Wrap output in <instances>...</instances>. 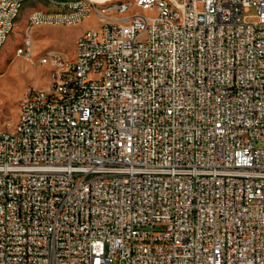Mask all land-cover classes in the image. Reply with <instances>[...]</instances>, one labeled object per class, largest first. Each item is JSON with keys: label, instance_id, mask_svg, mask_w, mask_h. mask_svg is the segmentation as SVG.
Segmentation results:
<instances>
[{"label": "built area", "instance_id": "2783aa9c", "mask_svg": "<svg viewBox=\"0 0 264 264\" xmlns=\"http://www.w3.org/2000/svg\"><path fill=\"white\" fill-rule=\"evenodd\" d=\"M20 1L0 0V43ZM57 1L73 17L26 37L131 7ZM174 2L176 23L162 2L81 34L74 71L0 130V264H264V0ZM98 51L110 71L88 73Z\"/></svg>", "mask_w": 264, "mask_h": 264}, {"label": "rangeland", "instance_id": "374dc122", "mask_svg": "<svg viewBox=\"0 0 264 264\" xmlns=\"http://www.w3.org/2000/svg\"><path fill=\"white\" fill-rule=\"evenodd\" d=\"M117 1V0H115ZM46 6L43 0H28L17 18V23L5 45L0 48V130H10L15 125L20 101L30 88L47 89L50 84L51 66L40 63V58L49 51L60 52L64 57L74 56V43L77 35L102 23L95 14L77 24H55L32 27L29 38L25 25L28 15ZM256 9L247 13L248 20L254 21ZM90 28V29H89ZM85 31V32H86ZM83 32V33H85ZM82 33V34H83ZM80 36V35H79ZM30 43L33 61L30 62L18 50ZM32 86V87H31ZM115 264H119L115 262Z\"/></svg>", "mask_w": 264, "mask_h": 264}, {"label": "bare ground", "instance_id": "6f19581e", "mask_svg": "<svg viewBox=\"0 0 264 264\" xmlns=\"http://www.w3.org/2000/svg\"><path fill=\"white\" fill-rule=\"evenodd\" d=\"M28 0L20 1L18 5V10L16 12V21L18 16L20 15L24 4ZM47 4L56 8L55 11H44V10H34L28 16L25 29L27 26L32 25L34 21V16L36 18H50V17H64V18H72L73 17V8L64 4L63 1L57 0H44ZM103 1V0H98ZM162 2L166 6H170L171 12H163V19L166 23H176V19H185V8L179 7V3L174 2V0H154L147 4V0H105L103 2V9H114V8H129V9H122L121 11H114L109 12L108 14H100V19L102 23L99 27L95 29L87 30L84 35H91V33L100 32L102 31V24L105 23L106 25H128L130 19H137L138 16L141 17H153L155 16L158 11L162 10ZM86 13L88 15H84L83 17L75 19L74 22H66V21H55L50 23L49 20H39L35 21V26L39 25H55V24H77L81 22L83 19L88 17L90 14L96 15V5L95 3H88L86 4ZM16 23H12V29L9 31H4L2 33V40L0 43V48H2L5 43L7 42L10 34L12 33ZM32 27H29V31ZM26 35H28V29H26ZM81 38V36L79 37ZM26 53L21 52L22 49L18 50L19 54H23L27 60L30 62L33 59H30L29 53H32V45L30 43L26 44ZM46 56H55L58 59H44L42 61V57ZM65 63V71L66 72H73L74 65H75V56L72 57H64L62 53L49 51L47 54L45 53L40 58V63L44 65H50L53 69L55 67V74H62L63 71V63ZM97 63H101V71H110L112 66V55L106 53V51H98L96 54H90L87 61V72L88 73H95ZM52 69L50 72V84L47 89H37L40 90V97H47L48 92H53L55 90V82H56V75L52 74ZM35 90L32 88L28 89L20 101L19 111H18V118L14 125V130H21L23 127V115H24V104H30L31 101L35 100ZM82 91V84H75L74 85V92H81Z\"/></svg>", "mask_w": 264, "mask_h": 264}, {"label": "crops", "instance_id": "0c3cea01", "mask_svg": "<svg viewBox=\"0 0 264 264\" xmlns=\"http://www.w3.org/2000/svg\"><path fill=\"white\" fill-rule=\"evenodd\" d=\"M44 1V0H43ZM45 2V1H44ZM46 3V2H45ZM35 10H44V11H55L56 10V8L55 7H53V6H51V5H49V4H47L46 3V6H44V7H40V8H38V9H35ZM33 12V11H32ZM30 15V14H29ZM28 15V16H29ZM89 17H87L85 20H87ZM27 20V19H26ZM84 20V21H85ZM84 21H82V22H84ZM39 26H41V25H39ZM100 26V22H97V25H96V27H92V29H95V28H97V27H99ZM35 27H38V26H35ZM90 29V28H89ZM88 30V29H87ZM86 31V30H85ZM85 31H82V32H80L78 35H77V37H76V39H75V43H76V40H77V38H79L80 36H81V34L83 33V32H85ZM80 35V36H79ZM75 43H74V52H75ZM48 88V87H47ZM18 111H19V109L17 110V116H18ZM18 118V117H17ZM17 118H16V120H15V122L17 121Z\"/></svg>", "mask_w": 264, "mask_h": 264}]
</instances>
